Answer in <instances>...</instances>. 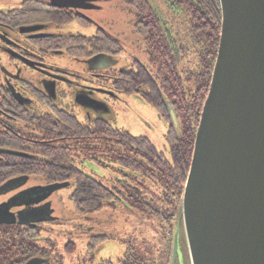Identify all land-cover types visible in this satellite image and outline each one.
<instances>
[{
    "label": "flooded vegetation",
    "instance_id": "af4514ba",
    "mask_svg": "<svg viewBox=\"0 0 264 264\" xmlns=\"http://www.w3.org/2000/svg\"><path fill=\"white\" fill-rule=\"evenodd\" d=\"M74 1L76 3L73 5L80 8H57L52 5L53 0H22L16 8L0 9V131L5 137L19 141L18 144L22 148L19 151L0 148V166L4 164V155L14 156L3 153L2 150L21 153L24 155L22 158H30L31 155L37 154L29 153V148L40 146L69 148L73 146L74 141L68 140L64 135L56 137L53 133L56 127L62 131L68 127L67 123L63 121L68 115L75 117L83 125L95 126L99 123V131L104 130L103 122H105L113 129L122 132L123 135H127L129 139L145 138L154 145L147 137L133 136L126 130L113 127L104 118L105 114L110 113V111L102 103V100L115 98L117 94L134 93L149 104L150 82L156 84L159 81L157 80L156 66L150 59L149 51L143 43L144 51L148 62L153 66V71L147 68L146 64L137 57L131 60L132 68L130 62L128 67L118 66L117 59L123 49L121 50L114 45L112 40L120 41L104 29L98 28L90 36L63 34L55 31L56 27L73 21L83 27L92 24L90 18L83 14V10L95 7L98 0ZM158 1L156 0L157 3H159ZM162 8L166 10L165 6ZM161 13L164 16V19H161L162 23H168L165 15H169V11ZM180 16L182 15L180 14ZM174 18L176 17L173 16L170 19L175 25L179 20L178 18L173 20ZM55 20L66 21L57 23ZM104 32L105 34L102 35ZM106 34H108L109 39ZM68 38L77 39L67 40ZM83 38L88 41H84ZM59 56L68 58L64 61H73L76 65L75 68L69 62L56 64L55 58ZM95 58L97 60L92 61ZM179 67H181L180 64H176L177 71ZM136 78H140L138 85H134ZM77 96L85 100V106L76 102ZM154 109L157 111L156 108ZM74 110L80 111L83 121L74 113ZM165 110L168 119H165L162 112H157L159 117L168 124L165 134L166 141L167 134L175 128V125L172 123L166 106ZM30 113L34 118L49 117L52 121L48 124L42 123L41 126L26 124L27 127L21 128V124L25 126L21 123L22 117L30 115ZM58 121L59 123H57ZM50 125L51 128L48 127ZM44 130H47L51 137L49 135L45 138ZM95 142L99 146L96 154L90 150L88 151L89 154L78 151H75L74 154L79 153L83 155V158H89L100 164L104 170L111 171L115 176L112 178L113 185L107 186L74 167L86 177L99 183L111 194L108 204H105L101 209L106 207L112 211L118 207L129 209L130 204L148 205L147 196L152 195V192L147 185L158 186L152 184L146 176L134 169V166L139 163L136 154H126L118 149H112L111 153L105 151L104 148L106 147L103 146V143H109V140L105 139L103 133L96 135ZM69 157V160L73 159L70 154ZM144 170H146L145 166ZM160 189L163 191L164 197L152 198V201L161 208L158 212L161 213L162 220L159 221L158 225L161 226V230L166 226L173 229V224H176L178 205L175 206L174 203L165 201L166 193L162 188ZM149 198L151 197L149 196ZM87 215L90 214L78 215V218L80 221L85 220L84 216ZM52 218V222L35 223L28 227L19 225L17 222L11 225H1L0 264H55L54 257L58 258L56 260H60L61 256H57V242H52V235H56L52 227L60 224L56 223L58 218L54 214ZM79 225L74 224V229L78 231L74 236L78 238L79 235L82 238L81 247H84L85 259H81V255L77 264H83L85 261L87 263L88 254L92 255L89 264H155L150 259V250L146 246L143 249L138 247L135 249L132 247L131 241H128V247L115 261L101 260L99 262L97 258L95 261V249L105 240L112 239L113 236L93 234L87 230V227ZM63 236H66V239L68 237L67 234H62L60 237L65 239ZM171 237L173 238L172 231ZM67 241L63 245L64 249L73 250L72 242ZM163 242L159 243L161 252L159 259H163V261L158 264H171V244L173 241L171 242V238H168ZM182 252V264H189L183 248ZM179 255L177 254L174 264H181Z\"/></svg>",
    "mask_w": 264,
    "mask_h": 264
},
{
    "label": "water",
    "instance_id": "95a60500",
    "mask_svg": "<svg viewBox=\"0 0 264 264\" xmlns=\"http://www.w3.org/2000/svg\"><path fill=\"white\" fill-rule=\"evenodd\" d=\"M218 1V47L176 217L171 264L181 246L189 264H264V0ZM75 3L52 5L80 8ZM81 99L76 102L85 106ZM70 184L29 176L7 180L0 185V226L52 222L57 201L51 198Z\"/></svg>",
    "mask_w": 264,
    "mask_h": 264
},
{
    "label": "trees",
    "instance_id": "16d2710c",
    "mask_svg": "<svg viewBox=\"0 0 264 264\" xmlns=\"http://www.w3.org/2000/svg\"><path fill=\"white\" fill-rule=\"evenodd\" d=\"M121 1L133 10V31L149 51L150 59L158 73L159 81L156 84L150 82L149 105L162 112L165 119H168L165 110L167 103L176 113L177 128L171 129L166 136L168 158L145 138H134L133 142V139H129L127 135H123L105 122L104 130L99 131V123L95 126L83 125L75 117L68 115L63 119L68 127L63 131L56 127L53 133L56 137L66 136L75 144L69 148L50 146L29 148V153L37 154L31 155L30 158H22L24 155L19 157L4 155V164L0 166V185L17 176H29L46 183H71L73 190L70 199L76 213L86 215L99 211L108 204L111 194L75 168L74 160H69V154L72 156L75 151L89 154V150L96 154L99 146L95 142V137L103 133L105 139L109 140V143H103L105 151L111 153L112 149H118L126 154L135 153L139 163L134 169L146 176L152 184L162 188L166 193L165 201L174 203L179 208L191 161L195 132L208 92L218 47L221 24L219 1L164 0L166 10L161 8L162 4L159 7V3L156 2V5L154 0ZM165 11L178 18L180 22L177 23L184 25L181 32L174 30L175 25L172 21L162 23L161 19H164V16L161 12ZM55 21L62 23L66 20ZM104 34L105 32L102 33ZM106 35L109 39L108 34ZM72 39L77 38L67 40ZM112 41L114 45L123 49L120 42ZM67 51L69 52V49ZM176 64L182 66L178 71ZM139 79H135L134 85H138ZM51 121L49 117L34 118L31 113L21 119L25 127L26 124L41 126L42 123L48 124ZM48 127L51 128V125ZM49 135L51 137V134L44 130L45 138ZM14 140L5 137L0 131V148L22 150L19 141ZM144 166L147 171L144 170Z\"/></svg>",
    "mask_w": 264,
    "mask_h": 264
},
{
    "label": "rangeland",
    "instance_id": "374dc122",
    "mask_svg": "<svg viewBox=\"0 0 264 264\" xmlns=\"http://www.w3.org/2000/svg\"><path fill=\"white\" fill-rule=\"evenodd\" d=\"M21 1L22 0H0V9L9 10L16 8ZM154 1L156 4V0ZM163 2L164 0H159L158 6L161 7L160 4H162L163 7ZM83 14L92 21L90 26L83 27L79 23L73 21L58 26L54 30L63 34L90 36L93 35L98 28L104 29L111 36L117 38L122 44L123 52L117 59L118 66L128 67L130 62V67L132 68L131 60L137 57L146 64L147 68L153 71V66L148 62L146 52L144 51L143 42L133 31V10L130 7L123 4L121 0H98L95 7L83 10ZM165 16L168 21L171 22L170 18L173 17V15L170 14ZM174 28L178 32H181L184 25L176 23ZM64 59L68 60L65 56L56 57L55 63L64 64L69 62L75 68L76 65L73 61H64ZM115 98L102 100V103H104L110 111V113L105 114L104 118L109 121L113 127L126 130L133 136L147 137L154 146L168 158L169 152L165 141L168 124L159 117L158 112L134 93L117 94ZM79 112L78 110H74V113L83 121L84 119ZM20 127L25 128L22 124ZM79 155V153H72L74 160L73 165L75 167L107 186L113 185L112 178L115 176L111 171L104 170L100 164H97L89 158H83V155ZM147 187L150 188L152 192V195H149L151 198L147 196L146 201L148 205L138 206L130 204L129 209L118 207L112 211L104 207L100 211L84 216L85 220H81L82 223L70 199V194L73 189L72 184L56 192L51 199L57 201V207L54 208L55 215L58 218L56 223L60 225H54V227L50 225V227H52V230L56 233V235H52V242H57V256L61 257L60 260H56L57 257H54L55 264H77L81 255V259H85L84 247H81L82 238H80L79 235L78 238L74 236V234L78 232L74 229V224L87 227V230L93 234L99 233L113 236L112 239L105 240L95 249V261L96 258L99 262L101 260L115 261L117 258L121 257L126 247H128V241H131V245L135 249H137V247L143 249V247L146 246L147 249L150 250V259L155 264L162 262L163 259H159L161 256L159 243L168 238H171L172 242L175 234H177V227L174 223L173 229L166 226L161 230V226L158 225L159 221L162 220L161 213L158 212L161 208L152 201V198H163L164 194L158 187L148 185ZM139 208H141V210H139ZM171 231L173 238L171 237ZM62 234H67V239L66 236H63L65 239L60 237ZM67 240L72 242V248L74 246V249L71 251L63 247V245L68 242ZM181 251L182 246L180 252H178V255L180 254L179 262L182 264L183 252L181 253ZM91 256V254H88V261L86 263L84 260L85 263L83 264H89Z\"/></svg>",
    "mask_w": 264,
    "mask_h": 264
}]
</instances>
